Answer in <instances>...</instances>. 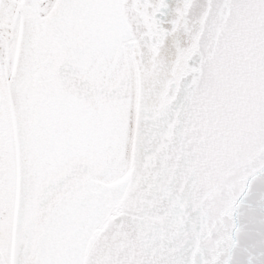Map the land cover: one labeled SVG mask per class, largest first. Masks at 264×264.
<instances>
[{
	"label": "snow or ice",
	"instance_id": "6c2138e0",
	"mask_svg": "<svg viewBox=\"0 0 264 264\" xmlns=\"http://www.w3.org/2000/svg\"><path fill=\"white\" fill-rule=\"evenodd\" d=\"M0 264H264V0H0Z\"/></svg>",
	"mask_w": 264,
	"mask_h": 264
}]
</instances>
